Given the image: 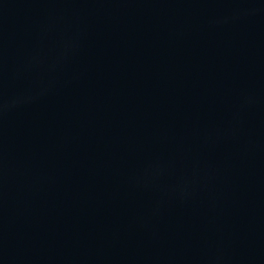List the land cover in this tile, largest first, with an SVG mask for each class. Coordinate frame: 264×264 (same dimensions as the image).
Here are the masks:
<instances>
[{"label": "water", "instance_id": "1", "mask_svg": "<svg viewBox=\"0 0 264 264\" xmlns=\"http://www.w3.org/2000/svg\"><path fill=\"white\" fill-rule=\"evenodd\" d=\"M0 264H264V0H0Z\"/></svg>", "mask_w": 264, "mask_h": 264}]
</instances>
